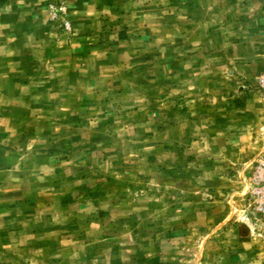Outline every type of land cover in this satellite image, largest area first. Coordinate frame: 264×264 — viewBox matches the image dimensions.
<instances>
[{
	"label": "rangeland",
	"instance_id": "rangeland-1",
	"mask_svg": "<svg viewBox=\"0 0 264 264\" xmlns=\"http://www.w3.org/2000/svg\"><path fill=\"white\" fill-rule=\"evenodd\" d=\"M264 0H0V264H264Z\"/></svg>",
	"mask_w": 264,
	"mask_h": 264
},
{
	"label": "built area",
	"instance_id": "built-area-1",
	"mask_svg": "<svg viewBox=\"0 0 264 264\" xmlns=\"http://www.w3.org/2000/svg\"><path fill=\"white\" fill-rule=\"evenodd\" d=\"M246 197L244 218L264 229V148L253 159Z\"/></svg>",
	"mask_w": 264,
	"mask_h": 264
}]
</instances>
